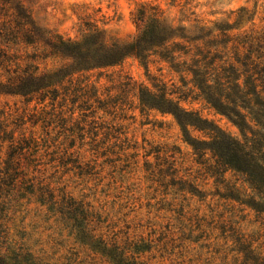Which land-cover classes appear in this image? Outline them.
<instances>
[{
  "label": "rangeland",
  "instance_id": "374dc122",
  "mask_svg": "<svg viewBox=\"0 0 264 264\" xmlns=\"http://www.w3.org/2000/svg\"><path fill=\"white\" fill-rule=\"evenodd\" d=\"M18 1L34 24L49 34L79 39L96 27L106 43L121 46L132 44L137 37L138 27L134 22L137 10L141 6H153L168 25L184 29L187 36L210 33L192 42V47L204 53L210 50L216 57L214 66L234 64L241 71L242 65L235 60L242 58L250 46L253 47L251 59L264 61V0ZM10 47L18 56L24 55L21 57L23 64L38 65L40 71L54 69L62 63L54 58L28 59L26 55L36 53L33 46ZM258 56L261 58L257 59ZM172 65L168 58L159 54L152 55L146 62L128 55L119 65L86 73L96 97L109 103L105 110L97 108L95 116L107 124L123 126L129 139L127 145L131 147L123 150L115 147L112 149L115 153L100 156L95 162L96 155L90 151V145L79 149L77 141L74 150H79L81 160L92 166L96 163L93 174L79 176L75 170L67 171L62 167L55 173L53 164L40 166L39 169L46 168V172L35 174L45 177L57 192L63 189L76 199L90 203L105 220L102 232L106 238L115 235L121 246L149 245L148 250L136 254L143 264H234L233 241L225 238L230 228L238 230L256 253L264 257V214L256 215L246 206L217 194L225 192L226 182L250 193L241 176L229 171L224 184L216 182V177H211L206 169L213 161L202 163L204 159H199L184 141L183 132L172 115L157 110L140 111L141 85L153 90L157 84L182 90L191 87L192 76L176 71ZM125 83L128 85L124 86ZM98 105L95 103L94 107ZM182 105L199 111L224 130L240 136L238 128L204 100L194 101L189 97ZM35 106V101L27 104L19 96L0 94V114H3L0 120L7 118L9 130H15L17 140L24 136L40 144L44 140L51 144L61 129H46L43 123H36L41 106L37 105L36 110ZM46 132L50 135L46 136ZM191 135L208 140L205 133L197 130L191 129ZM62 139L63 135L58 142ZM114 142L109 141L100 151L110 148ZM9 144L8 140L0 138V169ZM64 147L66 145L61 149ZM40 148L39 155H43L47 147ZM40 158L41 162L49 161V157ZM117 158L121 160L115 161ZM171 162L176 170L175 180L181 184H171L174 177L168 171ZM189 185L196 191L191 192ZM40 209L33 199L30 204L27 199L19 203L10 198L0 199V216L6 225L9 242L29 248L46 264H110L75 242L74 236L60 222L54 218L45 220ZM221 226L227 230L224 235Z\"/></svg>",
  "mask_w": 264,
  "mask_h": 264
},
{
  "label": "trees",
  "instance_id": "16d2710c",
  "mask_svg": "<svg viewBox=\"0 0 264 264\" xmlns=\"http://www.w3.org/2000/svg\"><path fill=\"white\" fill-rule=\"evenodd\" d=\"M134 22L138 34L128 46L106 43L96 27L79 39L64 38L37 27L18 0H0V72H3L0 73V94L19 96L27 104L35 101V110L37 105L41 106L35 122L43 123L46 129H61L51 144L48 140L40 144L34 138L24 136L17 140L15 130H9L7 118L0 120V138L10 143L6 158L1 163L0 199L10 198L16 203L27 199V204L33 199L43 210L45 220L54 218L60 222L74 236L75 242L99 254L110 264H143L136 254L150 247L146 244L121 246L115 235L106 238L102 232L105 220L90 203L76 199L63 189L57 192L45 177L35 173H45L47 169L40 170V166L53 164L55 173L59 171L58 167H62L67 171L75 170L79 176L93 174L96 163L92 166L81 160L79 150H74L77 141L79 149L90 145V151L96 155L95 162L100 156L115 153L112 150L115 147L121 150L131 147L127 145L129 139L123 126L107 124L95 116L97 108L105 110L109 103L96 97L89 76H85L92 70L119 65L128 55L146 62L152 55L159 54L168 58L176 71L192 76L189 81L192 85L187 90L167 88L165 84L154 85L156 90L139 86L140 111L157 110L172 115L183 132L184 141L199 159H204L202 163L213 161L206 169L211 177H216V182L224 184L226 173L232 171L241 176L251 191L242 192L236 184L226 182L225 192L217 194L246 206L256 215L264 214V61L251 59L253 47L250 46L242 58L235 60L242 65L241 71L234 64L214 66L216 57L210 50L204 53L200 48L192 47V42L202 40L210 33L187 36L184 29L168 25L153 6H141ZM10 45L33 46L36 53L26 55L32 61L54 58L62 63L54 69L40 71L38 65L30 62L23 64L21 57L24 55L18 56ZM189 97L194 101L204 100L216 113L236 126L240 136L224 130L199 111L185 108L182 101H187ZM95 103L100 105L94 107ZM191 129L205 133L208 140L193 137ZM49 135L50 132H46V136ZM62 135L63 139L58 142ZM87 138L89 141L86 142ZM111 140L115 141L113 145L100 151ZM63 145L66 147L61 149ZM40 146L42 149L47 147L43 155H39ZM52 146L57 147L49 152ZM132 147L135 148L134 145ZM208 155L210 157H206ZM40 156L42 159L49 157V161L41 162ZM168 171L174 176L171 184H181V181L175 180L173 162ZM189 188L191 192L196 191L191 185ZM220 229L222 235L226 234L224 226ZM229 231V236L225 238L230 237L233 241L231 250L236 252L234 264H264V257L256 253L238 230L230 228ZM0 264H46L29 248L9 242L1 216Z\"/></svg>",
  "mask_w": 264,
  "mask_h": 264
}]
</instances>
